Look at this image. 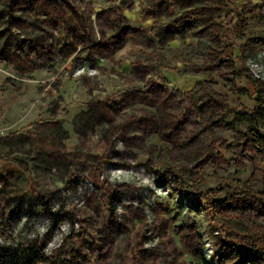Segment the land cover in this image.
<instances>
[{"label": "rangeland", "instance_id": "rangeland-1", "mask_svg": "<svg viewBox=\"0 0 264 264\" xmlns=\"http://www.w3.org/2000/svg\"><path fill=\"white\" fill-rule=\"evenodd\" d=\"M258 70L264 0H0V245L264 264Z\"/></svg>", "mask_w": 264, "mask_h": 264}, {"label": "trees", "instance_id": "trees-1", "mask_svg": "<svg viewBox=\"0 0 264 264\" xmlns=\"http://www.w3.org/2000/svg\"><path fill=\"white\" fill-rule=\"evenodd\" d=\"M232 25H229V33L235 34V30L230 28ZM227 43V39L222 42ZM264 92V82H261L258 92ZM254 108L250 114L242 112H233L232 114L236 115V118H244L246 128L249 130L257 131L260 125L264 126V108L262 107V99L258 97L254 100ZM264 142V136L261 137ZM48 218L51 221V226L53 229L57 228L61 222L62 216L58 213L51 211L46 212ZM40 259V252L37 249V244L28 245L23 250L13 249L11 247H5L0 245V264H38Z\"/></svg>", "mask_w": 264, "mask_h": 264}, {"label": "built area", "instance_id": "built-area-1", "mask_svg": "<svg viewBox=\"0 0 264 264\" xmlns=\"http://www.w3.org/2000/svg\"><path fill=\"white\" fill-rule=\"evenodd\" d=\"M249 76L254 81H259V82L264 81V73L261 70L250 71Z\"/></svg>", "mask_w": 264, "mask_h": 264}]
</instances>
